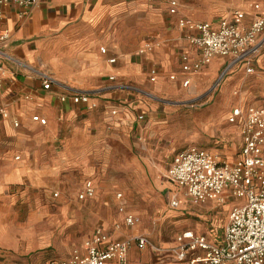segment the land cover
Segmentation results:
<instances>
[{
  "label": "crops",
  "instance_id": "obj_1",
  "mask_svg": "<svg viewBox=\"0 0 264 264\" xmlns=\"http://www.w3.org/2000/svg\"><path fill=\"white\" fill-rule=\"evenodd\" d=\"M158 2V8L148 0H40L29 9L0 5V33L3 30L10 33L7 44L3 46L0 43V48L31 65L47 69L70 86L94 91L92 100L97 102V107L93 109L73 104L71 100L61 102L58 88L45 90L36 74L9 64L0 88V105L10 113L7 118L0 117V199L11 184L18 187L26 185L28 189L47 184L59 176L69 178L70 174H64L65 164L87 162L92 157V147L97 146L101 138L115 135L109 129L126 127L129 133L141 129L138 115L149 114L151 103L148 100L152 98L140 91L115 90L110 86L109 75L124 77L132 85L156 97L158 91L174 92V88L190 86L196 90L199 84L220 70L223 77L233 72L252 75L262 66L261 51L252 73L246 71V62L229 66L231 58L222 56H214L211 63L198 73L184 72L179 60L181 53H189L191 61L198 59V53L190 44L186 32L178 26L177 17L170 16L167 0ZM257 3L264 11V0H250L249 6L235 9L246 12V24L252 21L256 13L254 4ZM235 10L204 20L197 18L183 0L179 4L182 16L212 23ZM147 41L152 42L153 47L142 51ZM103 49H106L105 53ZM111 58H116V62L111 63ZM154 66L161 73L156 82H151L149 69ZM172 75H175L174 79ZM186 79H190L188 86L183 85ZM251 104L255 103L249 102L246 107ZM34 115L46 118L47 123L34 121ZM142 143L139 142L140 145ZM87 180L92 179L87 178L85 182ZM171 188L170 184L165 194L166 205ZM122 203L127 212L135 214L129 210L125 195ZM189 206L182 203L178 209H168L178 216L192 213L193 207L190 209ZM220 207L223 206L214 202L198 205L200 210L206 209L212 214L219 212ZM120 215L122 223L129 227L124 222V215ZM116 223L114 232L105 230L114 238L126 239L116 228L120 223ZM189 229L211 239H220L224 234L219 236L217 232ZM91 234L77 249H83L85 240ZM175 243L161 245L169 247ZM146 249H151L159 261L172 257L177 264H188L177 261L169 252L151 247L141 249L135 243L129 249L126 264H140L149 259ZM71 254L44 261L66 259ZM107 264L119 263L111 261Z\"/></svg>",
  "mask_w": 264,
  "mask_h": 264
},
{
  "label": "rangeland",
  "instance_id": "obj_2",
  "mask_svg": "<svg viewBox=\"0 0 264 264\" xmlns=\"http://www.w3.org/2000/svg\"><path fill=\"white\" fill-rule=\"evenodd\" d=\"M248 1L183 3L197 18L209 20L244 8ZM261 65L252 75L233 72L223 77L220 70L196 90L189 86L158 91L155 100H148L150 112L141 121V129L130 133L126 127L109 129L115 135L101 138L87 162L65 164L64 174H70L69 178L59 176L28 189L9 185L0 199V264H41L47 258L68 257L97 226L114 232L116 222L121 236L145 234L161 249L168 248L161 244L176 242L177 235L189 228L220 236L236 201L212 214L182 198L183 204L193 207L189 206L192 213L176 216L166 205L167 169L172 156L191 145L230 158L239 155L240 126L228 117L237 105L264 106V49ZM87 178L92 179L97 193L88 200L80 199ZM119 191L129 210L140 218L135 226L122 223ZM145 251L150 257L140 264H177L172 257L159 261L151 249Z\"/></svg>",
  "mask_w": 264,
  "mask_h": 264
},
{
  "label": "built area",
  "instance_id": "obj_3",
  "mask_svg": "<svg viewBox=\"0 0 264 264\" xmlns=\"http://www.w3.org/2000/svg\"><path fill=\"white\" fill-rule=\"evenodd\" d=\"M39 1L0 0V5L29 9ZM148 1L154 7H160L158 0ZM167 2L170 16L177 17L178 26L186 32L190 44L198 53L195 61H191L189 53H181L179 60L184 72L202 71L214 56L231 58L229 66L246 62V71H254L255 60L264 47V11L260 4H254L256 13L250 24H246V12L243 10H235L220 21L212 23L182 16L179 11L180 0ZM9 39V31L3 30L0 33V43L5 46ZM152 47V42L147 41L142 51ZM105 52L106 49H103V53ZM0 59L5 61L0 62V88L10 64L36 74L45 90L58 88L61 102L71 100L73 104L86 109L97 107V102L92 100L94 91L70 86L58 80L47 69L31 65L1 48ZM110 62L115 63L116 58H111ZM160 73L158 67L150 68V81L156 82ZM171 78L174 79L175 75ZM109 80L110 86L115 90L140 91L154 98L152 93L137 88L124 77L111 74ZM189 84L190 79L183 83L184 86ZM9 115V111L0 105V117L7 118ZM138 118L142 121L145 114H139ZM33 120L41 124L47 123V119L40 115H34ZM228 121L238 124L241 130V148L236 158L191 145L176 153L166 175L172 186L167 195L169 209L180 208L183 199L195 205L214 202L219 206L236 201L230 208L222 238L211 239L188 229L177 235L174 245L161 249L145 234L117 239L103 226H99L85 240L83 249H75L69 258L48 259L42 264H107L111 261L126 264L133 243L141 249L151 247L157 251L172 253L177 261L188 264H264V106H237L229 115ZM15 125L18 126L19 122L16 121ZM78 195L80 199L93 198L96 195L93 181L87 180ZM116 196L118 210L124 215V222L129 227L137 225L140 218L126 211L122 203L123 193L118 192ZM116 227L119 228V225Z\"/></svg>",
  "mask_w": 264,
  "mask_h": 264
}]
</instances>
